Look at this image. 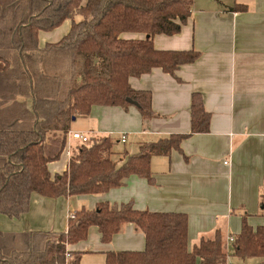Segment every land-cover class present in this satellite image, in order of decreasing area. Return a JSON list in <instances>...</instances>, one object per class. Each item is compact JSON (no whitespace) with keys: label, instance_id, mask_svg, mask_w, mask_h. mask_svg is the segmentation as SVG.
<instances>
[{"label":"trees","instance_id":"16d2710c","mask_svg":"<svg viewBox=\"0 0 264 264\" xmlns=\"http://www.w3.org/2000/svg\"><path fill=\"white\" fill-rule=\"evenodd\" d=\"M192 7L193 0H0V214L20 217L34 194L99 195L130 176L151 182L153 157H170L181 151L182 140L209 131L210 114L202 97L193 94L189 134L140 142L133 154L114 151L118 139L113 136H89L71 146L62 174L51 177L48 171L64 152L73 119L87 117L93 106L127 109L133 106L130 99L143 119L155 117L151 93L134 90L129 79L155 68L174 76L198 59V52L157 50L152 43L155 35L178 34ZM76 15L82 20L74 22ZM66 20H72L68 33L41 47L39 33ZM128 33L145 38H123ZM72 215L62 233L0 231V264H79L82 253L68 251V245L84 241L92 226L107 244L127 224L143 234L144 249L107 253L105 264H226V243L218 230L188 248L185 214L103 202ZM259 216L264 218V186ZM246 219L242 216L231 256L264 264V223L253 228Z\"/></svg>","mask_w":264,"mask_h":264},{"label":"crops","instance_id":"0c3cea01","mask_svg":"<svg viewBox=\"0 0 264 264\" xmlns=\"http://www.w3.org/2000/svg\"><path fill=\"white\" fill-rule=\"evenodd\" d=\"M235 6L245 9L228 10ZM123 38L145 36L128 33ZM152 43L157 50L199 53L197 60L180 66L174 76L155 68L129 79L134 90L151 93L155 117L143 119L135 106H93L82 118L83 128L75 131L116 140L126 135L134 143L128 152L133 154L140 142L189 134L193 94L202 97L210 114L209 131L185 138L181 151H172L170 157H153L151 182L130 176L121 187L99 195L47 198L34 194L29 210L20 217L0 214L1 232L62 233L70 214L81 208L92 210L103 202L116 208L129 203L139 211L185 214L189 249L217 230L226 243L228 236L240 232L242 216L253 228L264 223L259 216L264 186V0H193L191 16L180 32L155 35ZM77 144L69 141L60 158L48 164L51 177L66 170V149ZM100 238L98 228L92 226L84 241L68 245L67 250L82 253L79 264H105L107 253L142 251L145 245L143 234L132 224L107 244Z\"/></svg>","mask_w":264,"mask_h":264},{"label":"rangeland","instance_id":"374dc122","mask_svg":"<svg viewBox=\"0 0 264 264\" xmlns=\"http://www.w3.org/2000/svg\"><path fill=\"white\" fill-rule=\"evenodd\" d=\"M82 1L84 2L85 0H82ZM73 20H74V22H79L80 20H82V17L79 15H76L73 18ZM71 24H72V20H66L61 26L57 27L53 31L41 32L39 34L40 46H43L46 43H55V42L59 41L64 35L67 34ZM85 123L86 122L84 119L77 118L71 124V131L81 130ZM116 138L117 137H114V139H116ZM132 148H134V143L131 144L130 142L127 141L126 144L116 143L114 146V151L119 152V153H122L124 151L129 152L130 150H132ZM254 221H258V219L256 218ZM232 259H233V260H231L232 264H258V261L254 260V259H250V260H246V261L237 260L234 258H232Z\"/></svg>","mask_w":264,"mask_h":264},{"label":"built area","instance_id":"2783aa9c","mask_svg":"<svg viewBox=\"0 0 264 264\" xmlns=\"http://www.w3.org/2000/svg\"><path fill=\"white\" fill-rule=\"evenodd\" d=\"M88 135L83 134L81 132L77 131H70L67 135L66 139V144L69 143V141H78L80 144L87 142L88 140ZM118 142L121 144H125L127 142V137L126 135H121L118 139ZM70 153H71V146L68 145L66 149V155L67 157L70 158ZM70 217L73 218V215L70 214ZM235 241L234 236H228L226 239V253H227V259H226V264H232V256L231 254L233 253V243ZM68 258V255H66Z\"/></svg>","mask_w":264,"mask_h":264},{"label":"water","instance_id":"95a60500","mask_svg":"<svg viewBox=\"0 0 264 264\" xmlns=\"http://www.w3.org/2000/svg\"><path fill=\"white\" fill-rule=\"evenodd\" d=\"M127 102L130 103L131 105L137 107L136 102H134V101H132V100H130V99H127ZM73 121H74V119H73Z\"/></svg>","mask_w":264,"mask_h":264}]
</instances>
